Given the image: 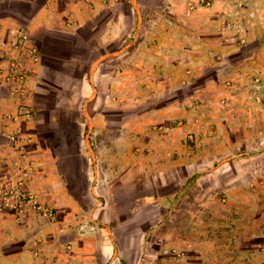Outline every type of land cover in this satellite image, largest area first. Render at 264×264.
<instances>
[{"label": "crops", "instance_id": "1", "mask_svg": "<svg viewBox=\"0 0 264 264\" xmlns=\"http://www.w3.org/2000/svg\"><path fill=\"white\" fill-rule=\"evenodd\" d=\"M203 1L91 9L79 0H0V179L18 159L8 138L17 133L34 160L30 188L57 216L53 224L34 214L17 223L6 211L0 264H261L262 209L221 198L245 196L235 191L241 166L231 160L239 148L231 136L240 127V86L264 77V54L246 46L264 41V4L246 18L223 10L233 0ZM107 10L99 40L123 43L97 55V15ZM231 22L241 30L231 33ZM246 24L261 36L247 37ZM20 28L39 48L38 61L11 51ZM88 47L96 51L89 60L79 50ZM14 60L24 94L20 77L7 76ZM208 69L215 77L207 86L218 91L204 95L195 86ZM192 86L191 108L185 99L150 107ZM191 242L206 255L187 250Z\"/></svg>", "mask_w": 264, "mask_h": 264}, {"label": "rangeland", "instance_id": "2", "mask_svg": "<svg viewBox=\"0 0 264 264\" xmlns=\"http://www.w3.org/2000/svg\"><path fill=\"white\" fill-rule=\"evenodd\" d=\"M151 2L157 1V0H149ZM212 2V6L215 2V0H208ZM206 1V2H208ZM235 5L224 4L223 10H229L232 6V13L234 15L241 14L244 17H248L250 15V12L252 8H259L261 5V0H233ZM264 4V0L262 1ZM214 7V6H213ZM264 7L262 9L261 15L264 17ZM125 13L128 14L129 12L125 11ZM157 12H149L150 17H153L154 19L157 18ZM112 11H104L103 13H98L97 15V55L102 51L112 50L117 47H119L123 41L117 40L112 42H104L103 40H99L101 34L106 30L107 28V20L111 17ZM235 16V20H236ZM238 18V17H237ZM216 23L215 27L212 28L213 31H217L220 33V31L223 30V24ZM249 28L244 31V34L248 37V33H252V36L255 38L256 34H260L261 36V30H257L254 26L255 24H246ZM129 28V25H127ZM260 28V27H258ZM228 30L231 33H237L240 29V24L237 22H231L229 24ZM90 34V32L88 33ZM87 35V33H86ZM250 36V35H249ZM95 38V37H94ZM258 41L260 39L258 38ZM247 48L254 49V51L257 50V54H264L261 52V49L264 48V41L263 42H257L256 40L253 41H247L246 42ZM87 49V48H86ZM91 47H88L87 50L79 49L80 51H84L86 55V59L89 60L92 56H95V49L92 51L90 50ZM256 54V55H257ZM231 59L233 61H239L241 60V56L238 54L232 55ZM218 60V59H217ZM226 72L222 71V74ZM215 77V72L211 69L205 70L202 74L200 79H198L196 82L197 89L202 94L206 95L209 93H214L215 91H218L217 88L213 86H207V83H209L213 78ZM195 87H184L183 89L176 91H171V93L168 94L164 98V102H155L153 101L150 104V107L156 108L161 105H164L165 103L167 105H171V103H175L176 105L179 103V100L185 99V106L188 108H191L196 103L195 101L192 102L193 97L192 93L196 89ZM240 92H241V100L242 102L238 103L237 107L232 106L235 108L234 112L237 116V120L240 122V127L236 126V128L232 132V139L238 140L239 144L237 145L239 148L233 149L234 152L231 154L232 161H236L241 167H240V185L235 191L242 192L245 194L244 199H240L239 203L232 200L231 197L225 194L221 198V204L224 205H241L245 207H253V204H256L257 207H260L263 211L264 215V77L263 76H255V78L251 81V83H245L240 86ZM175 99L177 101H175ZM188 99V100H187ZM187 100V102H186ZM216 105V109L220 112L224 111V108L226 107L223 102H218ZM224 106V107H223ZM203 110H205V107H203ZM212 110V109H211ZM116 122H119V119L116 120ZM189 134H193L195 138V134L190 132ZM187 141L193 142L195 139H191L189 137ZM193 140V141H192ZM236 146V147H237ZM19 159V156H18ZM17 160V158H16ZM14 165V164H13ZM12 165V170L14 169V166ZM12 172V171H11ZM234 169H230L228 171V175L233 176ZM4 177V176H3ZM2 177V178H3ZM1 178V179H2ZM0 179V180H1ZM6 211H12L6 207H0V220L5 215ZM13 212V211H12ZM15 214V212H14ZM29 217L27 215L25 218L20 219L18 218L17 214H15V221L17 223H24L26 219ZM263 237L261 244L259 245L258 249L256 250V255H258L261 258V264H264V225H263ZM191 245V246H190ZM187 250L190 251H197L196 254H203L206 255L207 251L205 250V247H195L194 243L191 242L187 245ZM186 251V249H185ZM252 264V263H250Z\"/></svg>", "mask_w": 264, "mask_h": 264}, {"label": "built area", "instance_id": "3", "mask_svg": "<svg viewBox=\"0 0 264 264\" xmlns=\"http://www.w3.org/2000/svg\"><path fill=\"white\" fill-rule=\"evenodd\" d=\"M79 1L91 9L95 8L98 3H101L103 6H111L120 2V0ZM201 4L207 7L212 6L211 2H206L205 0L201 2ZM71 25L72 24L68 23V26ZM30 42L31 37L29 32L24 28H20L17 39L12 45L11 51L17 54L19 58L28 54L32 60L38 61L40 59V50L36 45H30ZM5 59L6 58H0L1 70L5 68ZM6 67H8L6 71H8L7 76L9 78L12 76L20 77L18 91L20 89L24 94L23 88L25 86V79L22 74H19L17 62L15 60L13 62H9ZM189 137L193 139L194 135L189 134ZM8 138L10 142L17 147L19 159L15 161L12 172L5 175L0 180V207H6L12 210L20 219L25 218L27 215L30 216L34 214L45 217L50 224L55 223L57 219L55 210L46 205L39 195L30 188L34 160L30 158L27 145L22 143V136L17 133L10 132L8 134Z\"/></svg>", "mask_w": 264, "mask_h": 264}]
</instances>
